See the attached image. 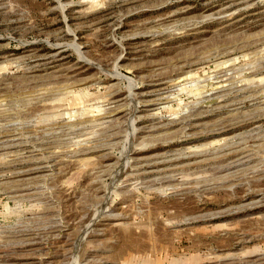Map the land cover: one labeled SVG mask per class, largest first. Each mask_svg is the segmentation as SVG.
Segmentation results:
<instances>
[{
	"label": "rangeland",
	"instance_id": "rangeland-1",
	"mask_svg": "<svg viewBox=\"0 0 264 264\" xmlns=\"http://www.w3.org/2000/svg\"><path fill=\"white\" fill-rule=\"evenodd\" d=\"M0 264H264V0H0Z\"/></svg>",
	"mask_w": 264,
	"mask_h": 264
}]
</instances>
